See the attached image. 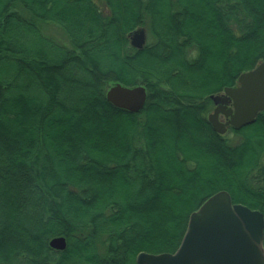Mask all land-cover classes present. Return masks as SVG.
I'll return each mask as SVG.
<instances>
[{
	"label": "trees",
	"instance_id": "obj_1",
	"mask_svg": "<svg viewBox=\"0 0 264 264\" xmlns=\"http://www.w3.org/2000/svg\"><path fill=\"white\" fill-rule=\"evenodd\" d=\"M262 61L264 0H0V264L173 253L222 190L264 217V111L235 144L207 121ZM116 83L143 86V109L109 104Z\"/></svg>",
	"mask_w": 264,
	"mask_h": 264
},
{
	"label": "water",
	"instance_id": "obj_2",
	"mask_svg": "<svg viewBox=\"0 0 264 264\" xmlns=\"http://www.w3.org/2000/svg\"><path fill=\"white\" fill-rule=\"evenodd\" d=\"M130 45L142 49L145 32L137 29L129 34ZM143 86L127 87L119 83L110 86L105 99L114 108L139 112L146 103ZM214 104L207 121L212 129L223 135L230 126L239 130L253 123L264 111V61L241 73L237 85L225 87L219 95L210 96ZM222 115L224 122L219 120ZM264 217L249 207L232 203L230 194L219 191L193 211L178 248L173 253L140 252L136 264H264ZM48 245L64 250L66 240L53 237Z\"/></svg>",
	"mask_w": 264,
	"mask_h": 264
},
{
	"label": "rangeland",
	"instance_id": "obj_3",
	"mask_svg": "<svg viewBox=\"0 0 264 264\" xmlns=\"http://www.w3.org/2000/svg\"><path fill=\"white\" fill-rule=\"evenodd\" d=\"M138 29H143V28H138ZM42 34L52 40H54L55 42H58V43H61V44H67V41H66V38L63 34V32L61 31V29L59 27H57L56 25L54 24H49V23H44L42 24ZM137 30V29H136ZM144 32H145V43L144 45L150 43L153 38H152V35L149 33V31H146L145 29H143ZM135 31V30H134ZM128 39H129V36H128ZM130 43V42H129ZM144 47V46H143ZM214 61V59L212 60ZM215 62H213L214 64ZM212 64V63H211ZM210 64V66H211ZM222 92L216 94V95H219L221 94ZM212 110V109H211ZM220 121H224L223 117L220 116L219 117ZM226 139L231 143V144H235V143H238L241 141V138L239 135L231 132L229 130V128L227 129V131L225 132V134H223ZM238 204V203H237ZM251 209V208H250Z\"/></svg>",
	"mask_w": 264,
	"mask_h": 264
}]
</instances>
